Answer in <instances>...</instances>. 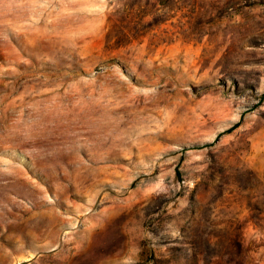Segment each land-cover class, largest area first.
<instances>
[{"label": "rangeland", "instance_id": "374dc122", "mask_svg": "<svg viewBox=\"0 0 264 264\" xmlns=\"http://www.w3.org/2000/svg\"><path fill=\"white\" fill-rule=\"evenodd\" d=\"M0 264H264V0H0Z\"/></svg>", "mask_w": 264, "mask_h": 264}]
</instances>
